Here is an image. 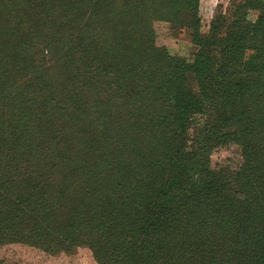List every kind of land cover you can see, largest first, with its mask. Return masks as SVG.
I'll return each instance as SVG.
<instances>
[{"label": "trees", "instance_id": "obj_1", "mask_svg": "<svg viewBox=\"0 0 264 264\" xmlns=\"http://www.w3.org/2000/svg\"><path fill=\"white\" fill-rule=\"evenodd\" d=\"M199 2L0 0V242L85 244L99 264H264V0L256 22L220 15L205 36ZM162 20L192 29L193 59L158 46ZM222 121L218 144L249 162L180 180Z\"/></svg>", "mask_w": 264, "mask_h": 264}, {"label": "rangeland", "instance_id": "obj_2", "mask_svg": "<svg viewBox=\"0 0 264 264\" xmlns=\"http://www.w3.org/2000/svg\"><path fill=\"white\" fill-rule=\"evenodd\" d=\"M246 2L248 5L245 8H239V6L246 4ZM258 2L259 0H200L197 14L201 19L202 36L210 33L212 22L220 15L225 14L230 17L232 13L239 14L242 12L250 22H256L260 15ZM154 26L157 32L158 46L160 45L166 48L171 56L182 57L188 60L193 59L198 50V46L194 42L191 28H188L186 25L172 24L164 20L156 21ZM230 124L232 123L228 124L222 121V131L220 133L222 135L218 136V141L213 144L215 147H211L208 151L202 152L200 158L196 157V159H194L191 155L188 156L187 154V156H182L180 159L185 167V171H175L174 175L177 176L178 174L180 180L186 178L192 181L199 180L204 182L209 180V171L212 168H229L233 170L231 173H236L237 170L248 163L251 157L245 155L243 147L239 142L229 140L226 141L227 143L225 144H218V142L225 139V136L227 137L228 134H230V130L233 126ZM192 133L191 131L188 135L189 137L186 145L188 148H190L195 141ZM161 176L162 175H160V177ZM147 179H151V177L148 176ZM228 179L230 180L231 178ZM218 182L222 184L220 180H218ZM152 189L153 187L144 189L142 193L137 196V200L144 202L145 197L143 196H145V194H151ZM180 195H186V193L183 194V192L180 191ZM139 222H141V217L137 219L136 223L134 222V229ZM2 242H0V264H99L93 250L85 244H79L57 251H55V246L52 247V251H48L46 247L28 244L27 242Z\"/></svg>", "mask_w": 264, "mask_h": 264}]
</instances>
